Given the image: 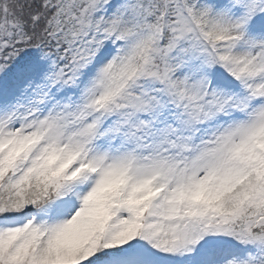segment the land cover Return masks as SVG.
<instances>
[{"label": "snow or ice", "instance_id": "6c2138e0", "mask_svg": "<svg viewBox=\"0 0 264 264\" xmlns=\"http://www.w3.org/2000/svg\"><path fill=\"white\" fill-rule=\"evenodd\" d=\"M0 264H264V0H0Z\"/></svg>", "mask_w": 264, "mask_h": 264}]
</instances>
